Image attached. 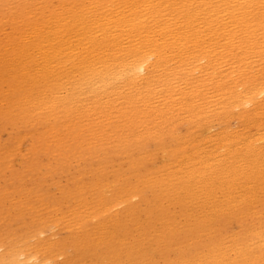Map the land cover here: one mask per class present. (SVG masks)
Here are the masks:
<instances>
[{
    "label": "bare ground",
    "instance_id": "1",
    "mask_svg": "<svg viewBox=\"0 0 264 264\" xmlns=\"http://www.w3.org/2000/svg\"><path fill=\"white\" fill-rule=\"evenodd\" d=\"M0 264H264V0H0Z\"/></svg>",
    "mask_w": 264,
    "mask_h": 264
}]
</instances>
